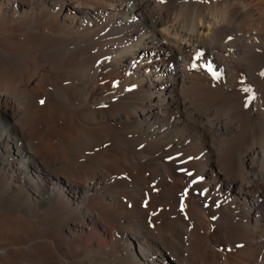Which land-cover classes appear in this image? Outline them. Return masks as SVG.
Segmentation results:
<instances>
[{
  "label": "bare ground",
  "instance_id": "6f19581e",
  "mask_svg": "<svg viewBox=\"0 0 264 264\" xmlns=\"http://www.w3.org/2000/svg\"><path fill=\"white\" fill-rule=\"evenodd\" d=\"M254 1L0 0V264H264Z\"/></svg>",
  "mask_w": 264,
  "mask_h": 264
},
{
  "label": "rangeland",
  "instance_id": "374dc122",
  "mask_svg": "<svg viewBox=\"0 0 264 264\" xmlns=\"http://www.w3.org/2000/svg\"><path fill=\"white\" fill-rule=\"evenodd\" d=\"M259 2L264 3V0H256V1H254V4H257V3L260 4Z\"/></svg>",
  "mask_w": 264,
  "mask_h": 264
},
{
  "label": "snow or ice",
  "instance_id": "6c2138e0",
  "mask_svg": "<svg viewBox=\"0 0 264 264\" xmlns=\"http://www.w3.org/2000/svg\"><path fill=\"white\" fill-rule=\"evenodd\" d=\"M245 91H251V89H245ZM41 103H43V101H41Z\"/></svg>",
  "mask_w": 264,
  "mask_h": 264
}]
</instances>
